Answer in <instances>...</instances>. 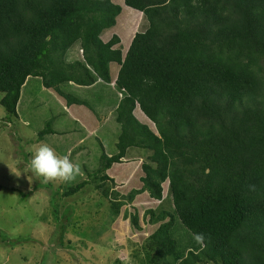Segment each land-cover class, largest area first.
Listing matches in <instances>:
<instances>
[{"label": "trees", "instance_id": "1", "mask_svg": "<svg viewBox=\"0 0 264 264\" xmlns=\"http://www.w3.org/2000/svg\"><path fill=\"white\" fill-rule=\"evenodd\" d=\"M147 27L125 51L113 34L121 7L111 0H0V107L17 118L27 79L39 78L66 107L92 110L63 83L112 82L122 97L115 153L100 145L97 167L65 187L69 197L93 185L113 216L136 196L163 201L168 182L172 210H148L158 227L143 247L144 264H264V0H123ZM78 43L82 59L67 61ZM139 111L155 128L140 122ZM50 119L36 140L56 134ZM147 153L141 187L121 194L107 171L127 152ZM1 189V185H0ZM52 198L55 194L51 193ZM169 196V194H168ZM52 214L62 246L65 224ZM139 228L136 212H124ZM176 219L200 247L177 256Z\"/></svg>", "mask_w": 264, "mask_h": 264}, {"label": "rangeland", "instance_id": "2", "mask_svg": "<svg viewBox=\"0 0 264 264\" xmlns=\"http://www.w3.org/2000/svg\"><path fill=\"white\" fill-rule=\"evenodd\" d=\"M111 1L121 7V12L115 25L104 30L101 38L106 41L113 34L118 35L125 53L132 36L143 32L147 23L123 0ZM65 59H82L78 43L68 50ZM117 71L118 66L111 64L109 84L96 80L89 87L71 82L60 85L62 91L88 101L91 111L80 106L66 107L52 90L42 87L39 78L31 77L24 84L18 117L0 121V264H144L143 247L158 227V223L146 222V212L172 210L168 182L162 185V202L150 199L145 192L122 206L116 216L112 215L108 200L93 185L72 196H61L65 187L86 178L85 170L91 172L97 167L100 145L108 155L116 151L119 126L114 121V108L122 97L114 84ZM71 109L79 112H70ZM134 115L155 131L139 109L134 110ZM4 117L0 107V119ZM50 119L56 134L37 141L36 133ZM42 143L52 147L58 156H68L79 164L80 171L74 179L46 180L29 170L33 153ZM146 156L144 151L130 149L121 164L112 165L107 174L114 180L116 191L127 194L141 187L140 165ZM51 193L55 194L58 217L65 224L62 246L58 243V228L54 233ZM125 211L137 213L139 228L123 217ZM172 234L177 241V256L182 253L183 257L187 250L200 247L193 248L199 241L177 219Z\"/></svg>", "mask_w": 264, "mask_h": 264}, {"label": "clouds", "instance_id": "3", "mask_svg": "<svg viewBox=\"0 0 264 264\" xmlns=\"http://www.w3.org/2000/svg\"><path fill=\"white\" fill-rule=\"evenodd\" d=\"M29 170L46 180L71 181L80 171L79 164L68 156L60 157L48 144H40L29 162ZM19 176V175H18Z\"/></svg>", "mask_w": 264, "mask_h": 264}, {"label": "crops", "instance_id": "4", "mask_svg": "<svg viewBox=\"0 0 264 264\" xmlns=\"http://www.w3.org/2000/svg\"><path fill=\"white\" fill-rule=\"evenodd\" d=\"M27 80H28V79H27ZM26 83H27V81H26ZM24 88H25V85L22 87V90H21V98H22V91H23ZM44 89H45V88H44ZM21 100H22V99H21ZM21 100H20V101H21ZM70 112H79V111L71 109Z\"/></svg>", "mask_w": 264, "mask_h": 264}]
</instances>
